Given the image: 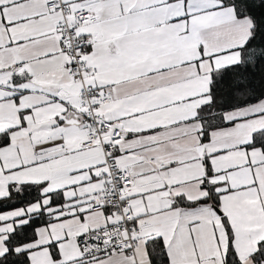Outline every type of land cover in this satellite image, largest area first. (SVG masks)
<instances>
[{
	"label": "snow or ice",
	"instance_id": "1",
	"mask_svg": "<svg viewBox=\"0 0 264 264\" xmlns=\"http://www.w3.org/2000/svg\"><path fill=\"white\" fill-rule=\"evenodd\" d=\"M0 264H264V0H0Z\"/></svg>",
	"mask_w": 264,
	"mask_h": 264
}]
</instances>
